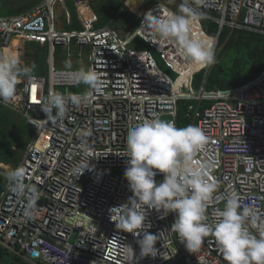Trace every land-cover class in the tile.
Masks as SVG:
<instances>
[{"label":"built area","instance_id":"built-area-1","mask_svg":"<svg viewBox=\"0 0 264 264\" xmlns=\"http://www.w3.org/2000/svg\"><path fill=\"white\" fill-rule=\"evenodd\" d=\"M92 1L76 0L81 28L63 30L55 20L58 2L65 8L67 23H74L65 0H42L7 16L2 14L0 0V47H8L13 35H21L46 39L49 49L48 76L32 73L31 79H21L13 99L0 103L20 113L35 130L18 167L24 170V184L40 197L34 218L29 219L27 195L13 194L6 181L0 192V245L27 264H38L40 258L49 264H225L213 237L205 239L196 255L190 254L176 234L168 231L175 213L161 218L155 211L149 212V231H164L156 244L158 255L139 257L138 237L116 229L110 219L109 209L132 195L123 176L127 157L118 154L125 149L128 128L145 119L168 115L178 128L197 125L208 138L197 156L211 164L210 175L217 185L207 222L215 220L229 192L237 193L264 218V70L240 86L208 89L212 65L198 68L179 55L174 43L158 42L141 24L144 13L135 30L121 34L113 26L97 25L99 16ZM84 4L92 9L90 16L81 12ZM197 8L202 15L193 24V32L213 37L215 54L225 28L264 34V0H200ZM169 11L174 10L157 2L146 12L156 17ZM137 38L149 48H132ZM73 43L80 47V60L82 49L88 48L89 69L102 81L99 89L71 93L77 85L69 72L77 69L55 68V47L67 49L68 61ZM153 50L176 72V78L158 67ZM183 72L190 73L178 87ZM199 73L203 76L196 87ZM56 87H65L66 96L83 99L70 104L63 118L48 121L42 106ZM182 105L183 117L190 124L185 125L179 116ZM88 129L91 155H85L80 136ZM89 160L93 170L78 176ZM155 179L162 181L163 174Z\"/></svg>","mask_w":264,"mask_h":264},{"label":"clouds","instance_id":"clouds-1","mask_svg":"<svg viewBox=\"0 0 264 264\" xmlns=\"http://www.w3.org/2000/svg\"><path fill=\"white\" fill-rule=\"evenodd\" d=\"M199 2L182 0L175 11L163 16L154 17L151 12H145L141 24L151 30L158 42L174 43L179 55L189 64L209 67L216 61V42L211 36L193 32V24L202 15L197 8ZM64 66L71 70V60L65 61ZM32 71V66L22 62L19 52L0 47V103L8 104L20 80L31 79ZM69 76L76 85L91 89H99L102 84L91 69L79 68L70 71ZM81 99L52 93L42 106L46 120L63 118L69 105L78 104ZM91 135L90 129L80 133L85 155H91L86 143ZM207 142L205 132L197 125L178 128L172 121L153 117L130 126L125 149L118 155L127 157L123 176L132 195L125 203L109 209L110 219L116 229L138 237L140 258H155L159 252L156 244L164 231L158 234L149 231L152 226L149 212L155 211L161 218L175 213L168 231L176 234L177 241L190 254L200 252L205 239L211 236L225 264H264V218L253 206L243 203L237 193L229 192L223 208L216 211L215 220L211 224L207 222L209 202L217 189L210 175L211 164L202 163L197 156ZM90 161L82 165L78 176L86 169L93 170L95 166ZM158 173L163 174L160 182L155 179ZM5 175L10 192L21 197L27 195L26 216L34 218L40 197L35 189L24 184L23 168L9 169Z\"/></svg>","mask_w":264,"mask_h":264},{"label":"rangeland","instance_id":"rangeland-1","mask_svg":"<svg viewBox=\"0 0 264 264\" xmlns=\"http://www.w3.org/2000/svg\"><path fill=\"white\" fill-rule=\"evenodd\" d=\"M41 1L42 0H3L4 9L2 14L4 16L18 14L36 6ZM83 1L89 0H81V2ZM129 1L130 0L92 1V8L99 16L97 25L113 26L119 33L124 34L128 30H135L139 24L140 14L145 13L153 3H166L171 9L175 11L177 6L182 2L181 0H132L138 7L136 11L134 8H129L127 5ZM65 6L70 11L74 23L72 25L67 23L65 8L61 3L58 2L55 5V20L57 28L63 30L80 29L81 25L78 20L76 0H65ZM84 8L90 7L84 4L82 5V9ZM82 9L81 12L84 16H90V14H92V11L84 13ZM8 48L20 53L22 62L32 66V73L38 74L40 76H48L49 72L47 57L49 55V49L46 39L35 36L13 35L12 41ZM132 48H149V46L143 40L137 38L133 42ZM222 48L223 45L218 44L216 59ZM71 51L73 53L70 59L72 62V67L76 69L90 68V53L87 47L82 49L81 60L77 55V53L80 51V47L78 45L73 43ZM67 53L68 51L64 46L57 45L55 47L54 63L56 69L60 70L65 68V61L68 59ZM153 54L158 67L166 72L170 77L176 78V72L167 66L165 60L161 58L160 54L155 50H153ZM199 74H201V78H199ZM199 74H197L195 77L194 84L196 87L200 85L203 76L202 73ZM89 90L90 88L81 84L72 88L70 92L87 93ZM55 92L64 94L66 92L65 87H56ZM170 119L171 116L168 115L163 117V120ZM190 123L191 120L186 118L185 125ZM34 134L35 130L27 124L26 119L20 113L0 105V175L2 177L6 178L4 173H6L7 170L18 167V164L20 163L27 149V145L32 141ZM0 254V262L3 264H10L13 262L14 258H17L14 253L8 251L1 245ZM16 260L22 261L21 259ZM36 261L38 264H49L41 258L37 259Z\"/></svg>","mask_w":264,"mask_h":264},{"label":"trees","instance_id":"trees-1","mask_svg":"<svg viewBox=\"0 0 264 264\" xmlns=\"http://www.w3.org/2000/svg\"><path fill=\"white\" fill-rule=\"evenodd\" d=\"M130 2L131 7L137 11L136 3L132 0ZM220 45H223V48L211 69L207 85L209 89L240 86L254 79L264 70V34L225 28L220 35ZM198 76L201 78V74ZM183 107L182 105L179 116L185 120ZM6 181V178L0 175V192L5 188ZM16 259L14 258L11 263L27 264Z\"/></svg>","mask_w":264,"mask_h":264},{"label":"bare ground","instance_id":"bare-ground-1","mask_svg":"<svg viewBox=\"0 0 264 264\" xmlns=\"http://www.w3.org/2000/svg\"><path fill=\"white\" fill-rule=\"evenodd\" d=\"M127 5L129 6V8H132V7H131V2H130V1L127 3ZM84 7H85V6H84ZM80 9H82V6H81ZM82 10H83L84 13H86V12H91V11H92L91 8H84V9H82ZM198 68H201V67L199 66ZM194 69H195V67H194V68H191V71H194ZM189 73H190V72H183V75H182L181 78L178 80V83H177L178 87H179L181 81H182L185 77H187V76L189 75ZM2 165H3V164H2ZM4 166H5V165H4Z\"/></svg>","mask_w":264,"mask_h":264},{"label":"water","instance_id":"water-1","mask_svg":"<svg viewBox=\"0 0 264 264\" xmlns=\"http://www.w3.org/2000/svg\"><path fill=\"white\" fill-rule=\"evenodd\" d=\"M0 259H1V254H0Z\"/></svg>","mask_w":264,"mask_h":264},{"label":"crops","instance_id":"crops-1","mask_svg":"<svg viewBox=\"0 0 264 264\" xmlns=\"http://www.w3.org/2000/svg\"><path fill=\"white\" fill-rule=\"evenodd\" d=\"M3 163V162H2ZM6 166V165H5Z\"/></svg>","mask_w":264,"mask_h":264},{"label":"snow or ice","instance_id":"snow-or-ice-1","mask_svg":"<svg viewBox=\"0 0 264 264\" xmlns=\"http://www.w3.org/2000/svg\"><path fill=\"white\" fill-rule=\"evenodd\" d=\"M34 90V89H33Z\"/></svg>","mask_w":264,"mask_h":264}]
</instances>
